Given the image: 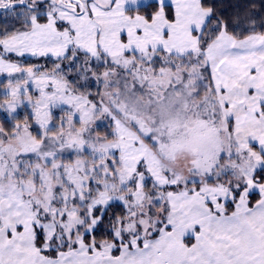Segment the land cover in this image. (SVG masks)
I'll return each mask as SVG.
<instances>
[{"label": "snow or ice", "instance_id": "snow-or-ice-1", "mask_svg": "<svg viewBox=\"0 0 264 264\" xmlns=\"http://www.w3.org/2000/svg\"><path fill=\"white\" fill-rule=\"evenodd\" d=\"M229 6L0 0V264H264V3Z\"/></svg>", "mask_w": 264, "mask_h": 264}, {"label": "trees", "instance_id": "trees-1", "mask_svg": "<svg viewBox=\"0 0 264 264\" xmlns=\"http://www.w3.org/2000/svg\"><path fill=\"white\" fill-rule=\"evenodd\" d=\"M211 2V0H210ZM217 6L226 12V14H230L235 11L233 7H230L229 5H236L237 3L240 4V8L242 11H256L260 12L261 10V5L264 3V0H224V3L221 4L220 0H216ZM261 15H264V12H261ZM13 23L18 22H13L11 20L5 21L2 16H0V31H3L4 25L7 24L9 27L13 26ZM29 64V63H28ZM48 67H52V62L49 60ZM94 91V90H93ZM29 109L23 108L18 114L17 118L22 121L24 117L28 114ZM15 120H12L11 123H15ZM0 124H3L5 127H8L9 124L6 119V114L2 111H0ZM101 132L103 129L100 130ZM102 238L98 235V239Z\"/></svg>", "mask_w": 264, "mask_h": 264}, {"label": "rangeland", "instance_id": "rangeland-1", "mask_svg": "<svg viewBox=\"0 0 264 264\" xmlns=\"http://www.w3.org/2000/svg\"><path fill=\"white\" fill-rule=\"evenodd\" d=\"M12 59L15 61L20 62L21 64H23L24 66H30L33 64H39V65H43L46 62V58H40L39 60H37L36 58L30 57V56H25V57H15L12 56ZM49 60H51L50 58L47 59V66L49 64ZM29 63V64H28ZM7 76L6 74H0V100H2V93H3V85L7 83ZM24 107H21L20 109H18L17 114L23 109ZM30 111V109H29ZM16 114V115H17ZM62 113L57 112V116L61 115Z\"/></svg>", "mask_w": 264, "mask_h": 264}]
</instances>
